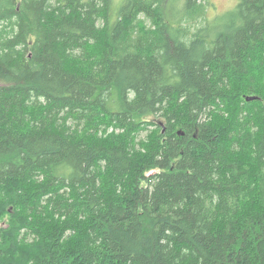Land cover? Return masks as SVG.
Wrapping results in <instances>:
<instances>
[{"label": "trees", "instance_id": "trees-1", "mask_svg": "<svg viewBox=\"0 0 264 264\" xmlns=\"http://www.w3.org/2000/svg\"><path fill=\"white\" fill-rule=\"evenodd\" d=\"M208 8L0 0V264H264V0Z\"/></svg>", "mask_w": 264, "mask_h": 264}, {"label": "rangeland", "instance_id": "rangeland-1", "mask_svg": "<svg viewBox=\"0 0 264 264\" xmlns=\"http://www.w3.org/2000/svg\"><path fill=\"white\" fill-rule=\"evenodd\" d=\"M238 1L239 0H208L209 2L208 18L212 19L215 16H219L229 11H232L236 7ZM252 73L255 74L257 78V84L260 86V88L264 89V69H260L255 64L252 66ZM233 85H237L238 90L243 91L247 87V78L241 77V79H239ZM231 100H232L231 98L228 99L229 102ZM7 211L9 214H5L2 217H0V226L2 227H8L7 223L10 219V214L13 212V208L10 207L9 209H7Z\"/></svg>", "mask_w": 264, "mask_h": 264}, {"label": "water", "instance_id": "water-1", "mask_svg": "<svg viewBox=\"0 0 264 264\" xmlns=\"http://www.w3.org/2000/svg\"><path fill=\"white\" fill-rule=\"evenodd\" d=\"M247 100H248V101H254V100H256V98H254V97H249Z\"/></svg>", "mask_w": 264, "mask_h": 264}]
</instances>
